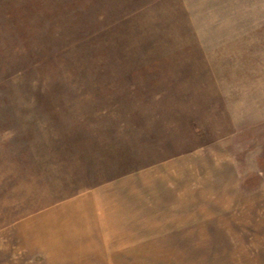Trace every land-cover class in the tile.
<instances>
[{
	"label": "rangeland",
	"instance_id": "rangeland-1",
	"mask_svg": "<svg viewBox=\"0 0 264 264\" xmlns=\"http://www.w3.org/2000/svg\"><path fill=\"white\" fill-rule=\"evenodd\" d=\"M196 150L234 179L180 264H264V0H0V264H46L20 223Z\"/></svg>",
	"mask_w": 264,
	"mask_h": 264
},
{
	"label": "crops",
	"instance_id": "crops-1",
	"mask_svg": "<svg viewBox=\"0 0 264 264\" xmlns=\"http://www.w3.org/2000/svg\"><path fill=\"white\" fill-rule=\"evenodd\" d=\"M201 151L125 175L107 190L74 194L46 213L39 231L31 220L15 227L14 236H23L20 244L27 236L45 237L46 264H180L197 258L187 245L212 242L211 230L198 224L215 219L212 207L220 209L205 197L234 179L229 161ZM214 177L218 184L209 182Z\"/></svg>",
	"mask_w": 264,
	"mask_h": 264
}]
</instances>
